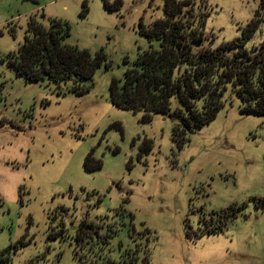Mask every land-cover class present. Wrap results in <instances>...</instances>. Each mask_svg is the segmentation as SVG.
I'll list each match as a JSON object with an SVG mask.
<instances>
[{
    "label": "rangeland",
    "instance_id": "1",
    "mask_svg": "<svg viewBox=\"0 0 264 264\" xmlns=\"http://www.w3.org/2000/svg\"><path fill=\"white\" fill-rule=\"evenodd\" d=\"M164 1L122 0L112 11L104 0H0V264H80L83 219L117 222L116 261L120 243H141L149 264H264V116L243 114L227 95L217 116L179 143L171 118L144 123L141 112L111 102L113 80L122 82L149 46L140 26L162 17ZM196 2L215 44L255 25L247 48L264 43V0ZM31 17L63 19L66 43L103 50L83 92L73 79L28 81L9 64ZM242 205L222 231L206 233L217 212Z\"/></svg>",
    "mask_w": 264,
    "mask_h": 264
},
{
    "label": "trees",
    "instance_id": "2",
    "mask_svg": "<svg viewBox=\"0 0 264 264\" xmlns=\"http://www.w3.org/2000/svg\"><path fill=\"white\" fill-rule=\"evenodd\" d=\"M104 3L115 11L122 0ZM84 6L88 10L87 3ZM207 16L209 13L196 0H165L162 17L148 27L140 26V33L150 42L148 48L138 54L122 82L111 83L113 106L141 112L144 123H150L156 114L171 118L174 139L179 143L209 124L225 107L227 95L239 99L243 114L264 116V43L255 51L247 48L256 25L249 31L245 29L240 38L217 45L206 34ZM70 31L71 26L63 19L52 18L45 24L31 17L24 42L17 53L9 55V64L28 81L49 79L61 86L73 79L72 89L83 92L84 83L106 57L103 50L92 54L66 43ZM242 207L231 206L217 212V217L210 220L214 225L206 233L222 231ZM130 225L129 236L134 242L133 216ZM117 233V222L108 223L105 228L101 223L83 219L76 230L75 258L80 264H137L139 253L143 252L142 264L150 263L149 249L141 243H135L133 248H124L120 243L119 260L111 258V239Z\"/></svg>",
    "mask_w": 264,
    "mask_h": 264
}]
</instances>
